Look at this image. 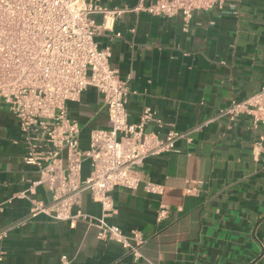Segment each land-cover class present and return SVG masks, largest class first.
I'll list each match as a JSON object with an SVG mask.
<instances>
[{
    "label": "crops",
    "instance_id": "1",
    "mask_svg": "<svg viewBox=\"0 0 264 264\" xmlns=\"http://www.w3.org/2000/svg\"><path fill=\"white\" fill-rule=\"evenodd\" d=\"M101 3L134 8L138 0ZM96 41L111 48L110 64L129 84V122H138L150 108L156 121L149 130L164 137L174 129L191 139L147 158L137 189L111 192L116 211L108 222L127 234H142V257L98 238L95 218L102 208L89 191L74 212L91 216L92 223L33 213L32 200L48 206L52 192L34 185L40 174L24 161L29 143L16 115L2 105L0 230L8 234L0 239V264H62L63 256L69 264H264V126L255 127L248 115L216 118L232 99L264 86V0H226L196 11L186 29L181 14L166 18L129 10L113 32ZM68 113L81 125L82 148L93 130L111 126L94 87L68 102ZM89 173L87 161L83 176ZM146 182L162 185L163 192L147 191ZM21 192L28 197H19ZM161 204L170 217L159 223Z\"/></svg>",
    "mask_w": 264,
    "mask_h": 264
},
{
    "label": "built area",
    "instance_id": "2",
    "mask_svg": "<svg viewBox=\"0 0 264 264\" xmlns=\"http://www.w3.org/2000/svg\"><path fill=\"white\" fill-rule=\"evenodd\" d=\"M226 0H138L134 8L109 7L101 0H0V107L6 105L19 120L29 143L24 161L36 166L40 178L52 192L48 206L32 200L33 213L44 212L60 221L93 218L74 208L84 192L101 204L95 218L98 238L121 244L136 258L146 239L138 231L125 233L108 222L116 209L111 192L117 187L137 189L139 167L151 156L175 151L176 143L189 133L171 129L161 137L149 130L156 121L150 108L140 120L129 122V84L110 64L111 48H100L96 36L113 32L116 20L129 10L171 18L181 14L187 28L194 12L211 10ZM101 18V21L97 20ZM116 36H121L116 32ZM94 87L108 110L110 128L91 132L87 148L80 141L81 125L68 113V102L77 101ZM248 115L253 125L264 126V86L242 100L232 99L216 118ZM195 130V129H193ZM90 173L83 176V165ZM144 188L161 194L163 186L146 182ZM19 197H28L21 192ZM170 217L161 204L157 222ZM8 232L0 230V239ZM134 241V243H132ZM264 249V244H263ZM62 264H69L67 256Z\"/></svg>",
    "mask_w": 264,
    "mask_h": 264
}]
</instances>
